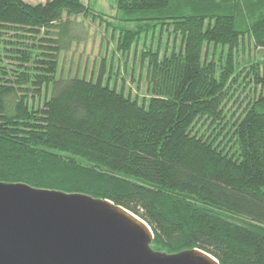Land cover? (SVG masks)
Returning a JSON list of instances; mask_svg holds the SVG:
<instances>
[{
  "label": "trees",
  "instance_id": "obj_1",
  "mask_svg": "<svg viewBox=\"0 0 264 264\" xmlns=\"http://www.w3.org/2000/svg\"><path fill=\"white\" fill-rule=\"evenodd\" d=\"M116 9L133 24L117 27L126 53L140 34H174L169 51L141 56L147 98L110 86L103 65L97 78L59 74V54L87 34L82 0H0V181L107 199L150 227L154 251L264 264V95L239 99L264 85V61L234 57L245 40L264 48V0Z\"/></svg>",
  "mask_w": 264,
  "mask_h": 264
},
{
  "label": "water",
  "instance_id": "obj_2",
  "mask_svg": "<svg viewBox=\"0 0 264 264\" xmlns=\"http://www.w3.org/2000/svg\"><path fill=\"white\" fill-rule=\"evenodd\" d=\"M150 227L107 199L0 181V264H218L154 251Z\"/></svg>",
  "mask_w": 264,
  "mask_h": 264
},
{
  "label": "rangeland",
  "instance_id": "obj_3",
  "mask_svg": "<svg viewBox=\"0 0 264 264\" xmlns=\"http://www.w3.org/2000/svg\"><path fill=\"white\" fill-rule=\"evenodd\" d=\"M30 3L44 2L45 0H24ZM89 9L90 17H79L87 26V34L77 42L69 51L59 54V74L61 76H85L86 78H97L101 65H103L104 81L110 86H123L124 91L132 97L142 98L147 95V63L141 56L148 51H159L162 53L172 48L174 34L170 29L167 31H156L154 34L139 35L135 49L126 53L119 45V37L122 32L118 26L125 23L132 28L133 24H126L120 19L116 9V0H82ZM122 22H121V21ZM111 27V28H110ZM112 30H116L112 33ZM80 35V34H79ZM178 45V42H176ZM123 47V46H122ZM146 51V52H145ZM211 57L217 63L219 71L226 62L227 47L217 46L210 51ZM237 61L242 67H249L251 63L264 61V48L253 47L252 41L245 40L235 52ZM259 72L264 74V66H259ZM244 68L240 77L246 75ZM241 79V78H240ZM238 90H242L240 87ZM239 99L245 98L256 100L259 95H264V85L252 83L250 89L239 94ZM231 103L229 107L231 108ZM232 110L235 107L232 105Z\"/></svg>",
  "mask_w": 264,
  "mask_h": 264
}]
</instances>
